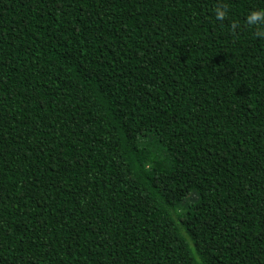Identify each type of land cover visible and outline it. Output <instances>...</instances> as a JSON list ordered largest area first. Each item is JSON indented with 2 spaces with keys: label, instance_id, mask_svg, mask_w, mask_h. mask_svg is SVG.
<instances>
[{
  "label": "trees",
  "instance_id": "obj_1",
  "mask_svg": "<svg viewBox=\"0 0 264 264\" xmlns=\"http://www.w3.org/2000/svg\"><path fill=\"white\" fill-rule=\"evenodd\" d=\"M222 2L0 0V264H264V0Z\"/></svg>",
  "mask_w": 264,
  "mask_h": 264
},
{
  "label": "clouds",
  "instance_id": "obj_2",
  "mask_svg": "<svg viewBox=\"0 0 264 264\" xmlns=\"http://www.w3.org/2000/svg\"><path fill=\"white\" fill-rule=\"evenodd\" d=\"M228 5L218 0L214 8L215 17L218 21H224L228 16ZM246 24L256 29L255 36L264 39V10H253L246 17ZM233 30L239 28V25H233Z\"/></svg>",
  "mask_w": 264,
  "mask_h": 264
}]
</instances>
